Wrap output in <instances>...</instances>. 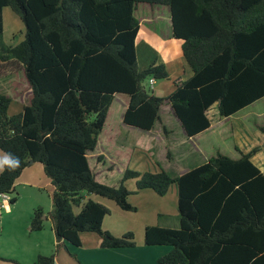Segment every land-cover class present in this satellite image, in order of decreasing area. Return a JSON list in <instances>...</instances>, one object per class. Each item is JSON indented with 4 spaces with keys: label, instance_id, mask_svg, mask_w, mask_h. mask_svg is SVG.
Listing matches in <instances>:
<instances>
[{
    "label": "trees",
    "instance_id": "trees-1",
    "mask_svg": "<svg viewBox=\"0 0 264 264\" xmlns=\"http://www.w3.org/2000/svg\"><path fill=\"white\" fill-rule=\"evenodd\" d=\"M140 3L171 8L173 35L193 71L175 80L167 97L145 86L151 77L167 78L166 66L138 65ZM5 7L25 24L17 44L2 42ZM20 71L32 90L22 111L9 115L13 99L0 92V150L20 160L14 169L4 166L0 192L15 203L23 171L43 164L54 185L57 250L61 241L81 246L84 232L98 234L103 248L134 247L133 232L115 236L103 228L111 210L90 196L132 211L131 194L150 188L165 195L176 185L179 226L145 227L146 245L171 247L159 264H264V172L252 160L258 147L240 150L239 158L216 152L177 176L158 162L155 172L127 168L117 186L98 181L89 161L117 95L129 97L125 124L153 129L168 102L188 137L211 126L214 104L230 117L263 99L264 0H0V80ZM257 129L264 133V124ZM131 178L134 192L125 184ZM44 214L34 210L30 231L43 229ZM35 264H56V254L39 255Z\"/></svg>",
    "mask_w": 264,
    "mask_h": 264
},
{
    "label": "crops",
    "instance_id": "crops-1",
    "mask_svg": "<svg viewBox=\"0 0 264 264\" xmlns=\"http://www.w3.org/2000/svg\"><path fill=\"white\" fill-rule=\"evenodd\" d=\"M135 15L140 22V28L136 37V50L139 68L143 70L152 63L157 62L164 64L168 72L167 78L155 79L153 89H150V78L146 80L145 86L155 95L167 97L175 88V80H186L193 74L191 67L182 53L183 41L177 39L173 35L171 8L167 5L140 3L135 9ZM27 85L29 86V89L27 90L29 91V94L26 92V95H24L22 108L29 102V98L32 94V90L28 82ZM123 97L124 98L121 97L120 99L121 111L119 110V119L117 116H113V118H111V111L115 106L113 104L109 112L107 124L104 128V131L107 129L105 139L108 141V147L106 148L115 149L117 154V157H110L109 155L108 161L110 163H108V165L103 163V168L99 170V173L96 172V178L104 176L106 184H108V178L116 172V168L118 172L117 177L119 173L123 174L127 169L126 163L121 162V156L118 157V154L125 151L129 152V150L130 152L137 149L148 150L153 156H156V162H158L171 175L177 176L186 173L193 167L203 164L210 157L216 154V152L228 155L224 153V151H221L219 143H212L211 139L207 137L208 134L212 137H217L219 141L222 142L226 141V138L227 140L231 138L234 141V150L236 152L235 156L228 155L232 158H239L241 156L240 150L244 153H248L255 148L252 145V139L254 137V133H256L255 129L259 130L257 129L258 127H254L253 124H249L245 120L241 119H239L240 121L238 123L234 124L230 121L239 112L251 107L264 98L244 108L235 115L230 117L220 116L219 119L223 118L227 121L225 122L220 120L219 123L222 122L223 124H213L214 118L212 117L217 116L219 113L217 104H214L208 111V116L211 119V126L199 135L188 137L181 122L175 116L168 102H165L162 106L161 120L156 123L153 129L146 131L135 126L125 124L123 121V114L128 106L129 97L127 95H123ZM213 108H217V114L214 113L212 116L210 115V110ZM115 121H118V124H113ZM108 124H110V126L109 128H106ZM157 145L159 147H157ZM132 146L135 147L133 148ZM259 146L261 147H258V151L253 154L252 160L264 172V158L262 160L258 158L261 151H264V143H261ZM4 154L5 153L0 150V156ZM122 160L126 162L127 159L122 158ZM3 169L4 167L0 169V173ZM100 171L102 173H100ZM50 180L51 179L44 171L43 164L40 162H33L18 178L16 186L18 187L20 183L38 189L41 188V186H45L50 197H52L54 185ZM125 183L128 187L130 182L126 181ZM109 184L112 185L111 183ZM117 185L115 184V186ZM128 189L130 190L129 187ZM13 204L10 203L8 208H4L7 210L6 212L13 211ZM106 205H108L112 211L111 204ZM106 217L103 223L104 229ZM45 218L51 219L50 215L45 216ZM177 221L179 226V219ZM50 223L51 237L53 240L52 244L53 248H55L58 240L52 221ZM163 226L170 225L167 223ZM171 227L177 226L175 225ZM91 233L93 232L82 233L81 246H75L67 241H61L63 244L62 247H59L58 251L56 249L57 252H53L56 254V264H76L77 262L81 264H113V262L109 260L110 258H113V255H118L120 257V262L118 264H159L158 259L171 249V247L167 245L149 246L146 244L141 246L135 245L136 247L134 246L128 248H103L101 246L100 236L98 235L99 237L97 238ZM38 235H41L39 237H42L41 233ZM25 243L28 244L29 242ZM136 249L140 250L135 252L137 251ZM143 251L152 254V256H145V258H143ZM72 254H75L78 258H80L83 263L73 257ZM131 255L134 256L131 257Z\"/></svg>",
    "mask_w": 264,
    "mask_h": 264
},
{
    "label": "rangeland",
    "instance_id": "rangeland-1",
    "mask_svg": "<svg viewBox=\"0 0 264 264\" xmlns=\"http://www.w3.org/2000/svg\"><path fill=\"white\" fill-rule=\"evenodd\" d=\"M3 20L4 31L2 42L6 45H13L22 41L26 31L25 24L10 7H5L3 9ZM28 89L29 86L27 85V79L23 71L18 72L13 77L0 80V92L10 95L13 99L8 109L9 115H15L22 111L23 98L24 95H26V92L29 94V91H27ZM121 97L124 98L123 95H117L114 101L115 106L111 111V118L117 116L119 119ZM214 109L215 108L210 110V115L212 116L214 113L217 114V108ZM220 116L221 115L218 113L217 116L212 117L214 118L213 124H223L222 122L219 123L220 120L227 122L226 119H219ZM239 119L245 120L249 124H253L254 127L263 125L264 99L239 112L230 122L232 124L238 123L240 121ZM113 124H118V121L113 122ZM109 126L110 124H108L106 128H109ZM106 132L107 129L102 132L99 138L98 148L89 153V161L95 175L96 172L99 173V170L103 168L104 164L108 165V163H110L108 161L109 155L110 157H117L115 149L106 148L108 147V141L105 139L107 135ZM255 132L256 133H254L252 139V145L254 147H261L259 145L264 143V133L261 130L256 129ZM207 137L211 139L212 143H219L221 151H224V153L230 156L236 155L234 141L231 138H229V140L226 138V141L222 142L219 141L217 137H212L209 134ZM158 145L157 147H159ZM132 147L134 148L135 146ZM119 156H121V162L126 163V168H130L140 173H146L148 171L155 172L157 170L155 165L157 158L148 150L137 149L131 152L129 150V152H121V154H118V157ZM122 158H126V162H124ZM258 158L260 160L264 158L263 150L258 155ZM100 173L102 172L100 171ZM117 173L116 168L114 175L110 176L107 180L108 185H110L109 183L112 185L119 184L123 174L119 173L117 177ZM97 180L106 183L104 176H99ZM126 181L130 182L128 187L134 192L137 187V180L131 178ZM16 190L18 191L16 194L18 195V199L17 202L12 205L14 206L13 211L6 212L7 210L0 207V264H17L16 262L21 264H35L39 255H51L56 251V247L53 248L52 244L53 240L50 231V222L52 220L50 218H43L44 226L42 230L37 232L30 231L34 210L40 206L45 212L43 216L50 215L53 211V200L45 186H41V188L38 189L20 183L18 187L16 186ZM90 197L96 201L103 202L105 205L111 204L112 211L106 217L105 229L109 230L115 236H122L130 231L133 232L136 246L145 245V227L147 225H166L168 223L170 226L176 225L178 227L177 220L179 215V205L176 185H172L165 195H159L150 188L131 194L129 202L136 208V210L132 211L120 209L113 200L105 197L98 195H91ZM39 233L42 234V237H39L41 236L38 235ZM91 234L97 238L99 237L98 234ZM25 242L29 243L26 244ZM136 250L137 251L135 252H138L140 249ZM133 256L134 255H131V257ZM145 256H152V254L143 251L142 257L145 258ZM77 259L78 261L80 260L78 257ZM109 260L113 262V264H118L120 262V257L118 255H113V258H110ZM80 262L82 261L80 260ZM76 264L81 263L77 262Z\"/></svg>",
    "mask_w": 264,
    "mask_h": 264
},
{
    "label": "clouds",
    "instance_id": "clouds-1",
    "mask_svg": "<svg viewBox=\"0 0 264 264\" xmlns=\"http://www.w3.org/2000/svg\"><path fill=\"white\" fill-rule=\"evenodd\" d=\"M19 165V158L14 157L10 153L0 156V169H2L4 166H8L9 168L14 169L16 167H19Z\"/></svg>",
    "mask_w": 264,
    "mask_h": 264
},
{
    "label": "built area",
    "instance_id": "built-area-1",
    "mask_svg": "<svg viewBox=\"0 0 264 264\" xmlns=\"http://www.w3.org/2000/svg\"><path fill=\"white\" fill-rule=\"evenodd\" d=\"M155 83V78H150V89H153ZM12 199V195L7 192H0V207L1 208H8L10 206V202Z\"/></svg>",
    "mask_w": 264,
    "mask_h": 264
},
{
    "label": "water",
    "instance_id": "water-1",
    "mask_svg": "<svg viewBox=\"0 0 264 264\" xmlns=\"http://www.w3.org/2000/svg\"><path fill=\"white\" fill-rule=\"evenodd\" d=\"M45 218V216H43Z\"/></svg>",
    "mask_w": 264,
    "mask_h": 264
}]
</instances>
